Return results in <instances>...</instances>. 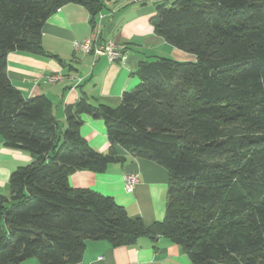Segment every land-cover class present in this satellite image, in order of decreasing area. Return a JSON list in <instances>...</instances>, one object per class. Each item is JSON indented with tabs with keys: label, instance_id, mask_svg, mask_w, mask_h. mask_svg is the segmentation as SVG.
Wrapping results in <instances>:
<instances>
[{
	"label": "trees",
	"instance_id": "trees-1",
	"mask_svg": "<svg viewBox=\"0 0 264 264\" xmlns=\"http://www.w3.org/2000/svg\"><path fill=\"white\" fill-rule=\"evenodd\" d=\"M68 3L84 6L95 28L103 0H0V135L31 156L0 194V264H68L88 240L142 237L178 244L191 264H264V0L154 2V33L194 58L141 61L118 105L82 94L62 128L46 95L14 86L6 56L45 54L42 24ZM82 114L103 120L106 152L81 136ZM115 145L167 170L162 220L145 225L111 196L70 185L76 169L124 162Z\"/></svg>",
	"mask_w": 264,
	"mask_h": 264
},
{
	"label": "crops",
	"instance_id": "crops-1",
	"mask_svg": "<svg viewBox=\"0 0 264 264\" xmlns=\"http://www.w3.org/2000/svg\"><path fill=\"white\" fill-rule=\"evenodd\" d=\"M144 0H103V8L95 16L82 5L68 3L52 12L41 27V43L45 54L11 51L6 56V73L26 98L46 95L52 112L62 128L66 126V109L83 94L90 102L118 105L122 93L139 82L138 64L157 56L179 60L194 57L156 35L150 22L155 10ZM91 38L112 40L123 50V59L109 62L105 55L94 56L75 50L73 41ZM61 73L51 82L48 77ZM80 134L92 148L106 152L109 141L102 119L82 114ZM124 162H112L104 172L76 169L69 175L72 187H88L111 196L131 217H140L151 225L164 217L168 172L157 163L134 158L119 145ZM31 156L22 149L9 148L0 135V194H8L10 172L28 163ZM136 172L138 181L131 192L124 188V176ZM16 264H44L35 257ZM68 264H191L182 248L167 239L139 238L135 244L112 246L105 240H88L82 256Z\"/></svg>",
	"mask_w": 264,
	"mask_h": 264
},
{
	"label": "built area",
	"instance_id": "built-area-1",
	"mask_svg": "<svg viewBox=\"0 0 264 264\" xmlns=\"http://www.w3.org/2000/svg\"><path fill=\"white\" fill-rule=\"evenodd\" d=\"M147 2H163L169 0H144ZM73 47L83 53H92L94 56L103 54L109 62L123 59V50L112 40L105 42L95 41L91 38H86L82 41L74 40ZM62 78L61 73H56L48 77V81L54 82ZM138 181V174L136 172L128 173L124 176V188L127 192H131Z\"/></svg>",
	"mask_w": 264,
	"mask_h": 264
},
{
	"label": "rangeland",
	"instance_id": "rangeland-1",
	"mask_svg": "<svg viewBox=\"0 0 264 264\" xmlns=\"http://www.w3.org/2000/svg\"><path fill=\"white\" fill-rule=\"evenodd\" d=\"M173 0H169V3L172 4ZM148 5H150L154 10H155V6L153 3L149 2Z\"/></svg>",
	"mask_w": 264,
	"mask_h": 264
}]
</instances>
